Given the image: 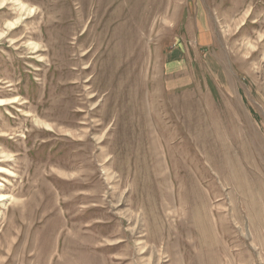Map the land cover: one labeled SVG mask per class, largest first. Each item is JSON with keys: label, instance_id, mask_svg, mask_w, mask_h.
<instances>
[{"label": "rangeland", "instance_id": "obj_1", "mask_svg": "<svg viewBox=\"0 0 264 264\" xmlns=\"http://www.w3.org/2000/svg\"><path fill=\"white\" fill-rule=\"evenodd\" d=\"M0 264H264V0H0Z\"/></svg>", "mask_w": 264, "mask_h": 264}, {"label": "bare ground", "instance_id": "obj_2", "mask_svg": "<svg viewBox=\"0 0 264 264\" xmlns=\"http://www.w3.org/2000/svg\"><path fill=\"white\" fill-rule=\"evenodd\" d=\"M13 100L11 99H0V106L4 105L5 103H12ZM1 162V161H0ZM11 171H8L6 168L0 166V173L2 174H9L10 175ZM0 186H2V183H0ZM7 200H12V197L10 195L6 194H0V205L5 203Z\"/></svg>", "mask_w": 264, "mask_h": 264}]
</instances>
